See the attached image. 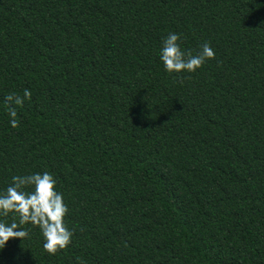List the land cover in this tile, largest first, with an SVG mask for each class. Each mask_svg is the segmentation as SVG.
I'll use <instances>...</instances> for the list:
<instances>
[{
	"label": "trees",
	"instance_id": "obj_1",
	"mask_svg": "<svg viewBox=\"0 0 264 264\" xmlns=\"http://www.w3.org/2000/svg\"><path fill=\"white\" fill-rule=\"evenodd\" d=\"M170 32L215 59L168 73ZM44 172L72 244L0 264H264V0H0V193Z\"/></svg>",
	"mask_w": 264,
	"mask_h": 264
},
{
	"label": "clouds",
	"instance_id": "obj_2",
	"mask_svg": "<svg viewBox=\"0 0 264 264\" xmlns=\"http://www.w3.org/2000/svg\"><path fill=\"white\" fill-rule=\"evenodd\" d=\"M181 34L170 32L164 38L160 49V60L168 73L195 72L208 60L215 59V51L209 42L201 45L199 52L193 53L181 47ZM32 93L25 88L23 96L9 93L5 97V108L13 128L20 126L17 119V107H23L25 100H31ZM57 180L49 172L14 175L12 183L0 193V217L13 220L10 224L0 220V249L10 239L29 238L30 230L21 226L31 224L41 231L43 249L50 256L66 250L72 244L73 230L68 228L66 217L68 205L61 192L56 190ZM31 189V191L27 189ZM18 217V223L16 218ZM79 264L85 261L77 257Z\"/></svg>",
	"mask_w": 264,
	"mask_h": 264
}]
</instances>
